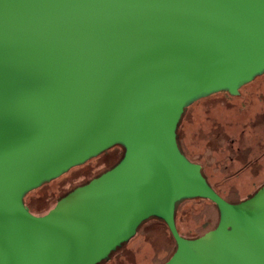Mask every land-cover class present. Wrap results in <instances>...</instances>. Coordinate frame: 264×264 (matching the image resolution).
I'll use <instances>...</instances> for the list:
<instances>
[{"label":"water","instance_id":"1","mask_svg":"<svg viewBox=\"0 0 264 264\" xmlns=\"http://www.w3.org/2000/svg\"><path fill=\"white\" fill-rule=\"evenodd\" d=\"M264 73V0H0V264H101L161 219L165 264H264V186L231 204L182 153L187 106ZM116 145L112 170L35 216L27 193ZM218 226L189 240L185 200Z\"/></svg>","mask_w":264,"mask_h":264},{"label":"rangeland","instance_id":"2","mask_svg":"<svg viewBox=\"0 0 264 264\" xmlns=\"http://www.w3.org/2000/svg\"><path fill=\"white\" fill-rule=\"evenodd\" d=\"M262 91L264 95V90ZM247 100L242 97L240 102H235L236 105L243 104L245 110H229V105L224 104L208 108L207 104L201 103L194 113L189 110L191 126H185L181 137L184 153L195 163L202 164L208 181L231 204L245 201L264 186V164L253 165L242 171L244 164L237 161L231 163L230 160L233 156L230 151L231 140L240 141L242 147H252V143L254 146L259 139L249 128L247 131L246 127L250 122L261 126L260 123L264 120V103L256 97ZM244 128L245 134L242 133ZM262 129L264 128L260 130ZM223 131L225 134L219 136ZM119 155L121 156L119 148L112 149L30 194L27 202L36 209V215L47 214L56 206L60 197L114 165ZM177 214L179 229L189 240L214 230L220 220L217 207L209 201L182 202L177 207ZM176 249L175 241L165 224L150 221L138 230L130 242L112 254L105 264H165Z\"/></svg>","mask_w":264,"mask_h":264},{"label":"flooded vegetation","instance_id":"3","mask_svg":"<svg viewBox=\"0 0 264 264\" xmlns=\"http://www.w3.org/2000/svg\"><path fill=\"white\" fill-rule=\"evenodd\" d=\"M257 90H260V93L259 92L257 93ZM262 90H264V73L260 75V77H255L252 82L241 86V88L239 89L238 96H232L228 92H222L215 96L212 95L211 98H209L206 101L196 102L192 106V111L194 113L198 105H200L201 103L207 104L208 108H215L220 104H224L225 106L229 105L228 106L229 110H239V108H241L242 110H245V107L243 104H237V105L235 104L236 100L237 101L239 100L240 102L241 98L243 97V99L248 101L247 98L255 99L256 97L257 100H260L262 103H264L263 102L264 95L262 94L263 93ZM262 123H264V120L261 121L260 123L261 126L256 125V122H253V123L250 122L249 126L246 127L247 131L249 128L252 134L254 136H258L259 138L254 146L252 143V147H242V144L240 141L238 142V140H231L232 145L230 147V151L233 154V156L230 157L231 163L237 161V162H241L242 164H244L245 166L242 168V171H246L249 167L253 165L264 164V129L260 130L262 127L264 128ZM242 133L243 134L246 133L245 128L243 129ZM224 134L225 133L223 131V134L221 132L219 136H222ZM192 162L195 163L194 161ZM195 164H198L199 166H201L202 173L204 174V169H203L202 164H199V163H195Z\"/></svg>","mask_w":264,"mask_h":264},{"label":"trees","instance_id":"4","mask_svg":"<svg viewBox=\"0 0 264 264\" xmlns=\"http://www.w3.org/2000/svg\"><path fill=\"white\" fill-rule=\"evenodd\" d=\"M222 93V92H221ZM217 94H219V93H217ZM217 94H213V96H215V95H217ZM212 96V95H211ZM211 96H206V97H203V98H200V99H198V100H196V101H194V102H192L191 104H189L188 106H187V108H186V110H185V112H184V114L182 115V118H181V120H180V122H179V125H178V128H177V140H178V144H179V147H180V149H181V151H182V153L187 157V159L188 160H190L191 162H192V159L191 158H189L188 156H187V154H185L184 153V151H183V149H182V142H181V137H182V132H184V128H185V126H187V127H190L191 125V116H190V112H189V110H191V112H192V106L196 103V102H202V101H206V100H208L209 98H211ZM192 120H193V118H192ZM114 148H119L120 149V153H121V156L119 155V159H118V161L114 164V165H112L111 167H107L105 170H103L102 172H100L98 175H96V177H94L93 179H96V178H98V177H100L101 175H103V174H105L106 172H108V171H110V170H112L116 165H118L119 164V162L123 159V157H124V154H125V148L122 146V145H116V146H114L113 148H111V149H109V150H107V151H105L104 153H102V154H100L99 156H97V157H95V158H92L91 160H94V159H97V158H99L100 156H102V155H104V154H106V153H108L109 151H111L112 149H114ZM91 160H89L88 162H90ZM88 162H86L85 164H82V165H80V166H77V167H75V168H79V167H82V166H84V165H86ZM75 168H73V169H75ZM72 169V170H73ZM71 171V170H70ZM69 171V172H70ZM67 174V173H66ZM65 175V174H64ZM63 175V176H64ZM204 175V174H203ZM63 176H61V177H63ZM60 177V178H61ZM204 177L206 178V180L208 181V179H207V177L204 175ZM60 178H58V179H60ZM58 179H56V180H58ZM92 179V180H93ZM56 180H53V181H51V182H46V183H44L43 185H41L38 189H35V190H33V191H31V192H29V193H27L26 195H25V197H24V204L29 208V210L31 211V213L32 214H34L35 216H38V215H36L35 213H36V209L35 208H33L28 202H27V198L29 197V195L30 194H32V193H34V192H36V191H38V190H40V189H42V188H44L46 185H48V184H50V183H52V182H54V181H56ZM91 180V181H92ZM91 181H88L87 183H85V184H83V185H81V186H84V185H86V184H88V183H90ZM208 183L211 185V187L222 197V198H224L225 199V196L216 188V187H214L209 181H208ZM81 186H79V187H81ZM79 187H77V188H79ZM76 188V189H77ZM75 189H73V190H71L69 193H71L72 191H74ZM69 193H67V194H65V195H63L62 197H60L59 199H58V201H60L61 199H63L64 197H66ZM251 198V197H250ZM249 199V198H248ZM226 200V199H225ZM247 200V199H246ZM57 201V202H58ZM197 201H207V200H203V199H192V200H185V201H183V202H197ZM35 203V202H34ZM182 203V202H181ZM38 208V207H37ZM155 222L156 224H160V223H164L161 219H158V218H151L150 220H148V221H146V222H144L141 226H140V228L144 225V224H146V223H148V222ZM165 224V223H164ZM176 224H177V228H178V231H179V233H180V235L182 236V237H184V238H186V239H188L187 237H186V235L185 234H183L182 232H181V230L179 229V223H178V214H177V211H176ZM166 226V225H165ZM167 227V226H166ZM139 228V229H140ZM168 229V228H167ZM169 231V230H168ZM170 233V232H169ZM171 235V234H170ZM171 237H172V235H171ZM201 237V236H200ZM173 238V237H172ZM197 238H199V237H196V238H194V239H197ZM193 239V240H194ZM174 240V239H173ZM127 244V243H126ZM176 244V243H175ZM125 245V244H124ZM120 249V248H119ZM118 249V250H119ZM114 254V253H113ZM109 261V259L108 260H106V261H104L103 263H101V264H105L106 262H108ZM167 262V261H166Z\"/></svg>","mask_w":264,"mask_h":264}]
</instances>
